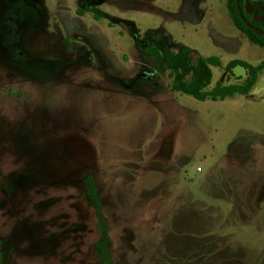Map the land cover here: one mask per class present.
Returning a JSON list of instances; mask_svg holds the SVG:
<instances>
[{
    "label": "rangeland",
    "instance_id": "obj_1",
    "mask_svg": "<svg viewBox=\"0 0 264 264\" xmlns=\"http://www.w3.org/2000/svg\"><path fill=\"white\" fill-rule=\"evenodd\" d=\"M149 44L219 57L210 89L264 61L228 0H0L4 264H101L88 175L115 264H264V70L203 102Z\"/></svg>",
    "mask_w": 264,
    "mask_h": 264
},
{
    "label": "trees",
    "instance_id": "obj_2",
    "mask_svg": "<svg viewBox=\"0 0 264 264\" xmlns=\"http://www.w3.org/2000/svg\"><path fill=\"white\" fill-rule=\"evenodd\" d=\"M228 8L235 25L252 43L264 49V0L254 1L252 12L247 11L245 0H228ZM144 52L153 57L161 72H168L169 85L173 90L203 102L210 99L224 101L231 95L250 94L258 81L259 74L264 70V61L253 65L244 60L233 59L225 66V70L232 76L237 67L245 68L247 78L244 82L230 85L218 82L214 88L210 89L213 81L212 66H223L219 57H200L195 63L191 56L192 50L188 47L174 51L168 47L160 49L153 44L146 46ZM84 183L86 194L97 216L100 237L96 242V249L99 259L101 264H115L110 251L109 225L103 213V202L96 180L92 175H88ZM1 247L2 242L0 241V264H4Z\"/></svg>",
    "mask_w": 264,
    "mask_h": 264
},
{
    "label": "crops",
    "instance_id": "obj_3",
    "mask_svg": "<svg viewBox=\"0 0 264 264\" xmlns=\"http://www.w3.org/2000/svg\"><path fill=\"white\" fill-rule=\"evenodd\" d=\"M187 247V246H186Z\"/></svg>",
    "mask_w": 264,
    "mask_h": 264
}]
</instances>
